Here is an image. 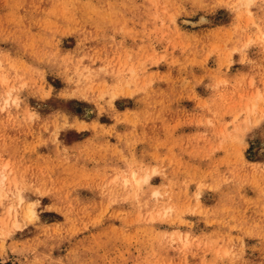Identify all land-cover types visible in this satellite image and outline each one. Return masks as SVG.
Listing matches in <instances>:
<instances>
[{"label":"rangeland","instance_id":"obj_1","mask_svg":"<svg viewBox=\"0 0 264 264\" xmlns=\"http://www.w3.org/2000/svg\"><path fill=\"white\" fill-rule=\"evenodd\" d=\"M0 169V264H264V0H0Z\"/></svg>","mask_w":264,"mask_h":264},{"label":"bare ground","instance_id":"obj_2","mask_svg":"<svg viewBox=\"0 0 264 264\" xmlns=\"http://www.w3.org/2000/svg\"><path fill=\"white\" fill-rule=\"evenodd\" d=\"M6 102H7V100H6ZM7 167V166H6ZM4 168V167H3ZM1 170V169H0ZM3 173V172H2ZM132 174H134V173H132ZM147 176V175H146ZM131 177V176H130ZM133 177H134V175H133ZM7 179V178H6ZM131 179V178H130ZM137 179V178H136ZM144 179V178H143ZM3 180H4V177L1 175V177H0V184H3ZM134 180V179H133ZM145 180H147V179H145ZM7 181V180H6ZM124 182V181H123ZM128 182V180L126 179L125 180V182H124V184L125 183H127ZM136 182V181H135ZM141 182V181H140ZM139 182V183H140ZM133 183V182H132ZM128 184V183H127ZM136 184H137V182H136ZM5 185V184H4ZM138 185V184H137ZM126 186V185H125ZM0 191H1V189H0ZM4 199V198H3ZM26 205H28V204H26ZM12 208V207H11ZM9 210H11V209H9ZM30 211V210H29ZM30 213V212H29ZM32 213V212H31ZM14 214V213H13ZM27 216H29V215H27ZM31 216V215H30ZM25 217V216H24ZM14 219V218H13ZM9 220V219H8Z\"/></svg>","mask_w":264,"mask_h":264}]
</instances>
